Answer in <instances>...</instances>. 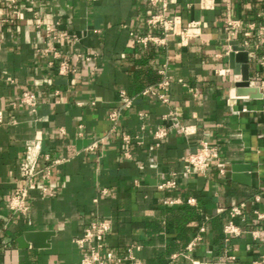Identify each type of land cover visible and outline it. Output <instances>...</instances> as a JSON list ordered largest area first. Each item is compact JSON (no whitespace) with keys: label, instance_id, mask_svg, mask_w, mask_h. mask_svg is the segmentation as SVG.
Instances as JSON below:
<instances>
[{"label":"crops","instance_id":"0c3cea01","mask_svg":"<svg viewBox=\"0 0 264 264\" xmlns=\"http://www.w3.org/2000/svg\"><path fill=\"white\" fill-rule=\"evenodd\" d=\"M156 10L148 0H0V264H79L75 239L102 220L111 224L104 252L126 263L129 248L142 264H251L264 256V243L251 235L264 229L254 213H264V46L256 38L264 0H170L168 14L183 25L199 22L200 37L143 46L138 35L160 33L146 26ZM231 19L240 22L236 40L261 98L234 87ZM47 25L78 42L54 40ZM164 77L167 103L141 93ZM25 91L35 95L34 111L21 102ZM161 126L167 135L157 143ZM31 142L39 144L40 172L21 214L9 200L24 185L19 165ZM202 142L218 158L206 173L186 172V156ZM168 180L175 186L159 188ZM240 203L245 232L229 243L236 248L229 261L223 228ZM30 230L52 231L50 247H19L16 239Z\"/></svg>","mask_w":264,"mask_h":264},{"label":"built area","instance_id":"2783aa9c","mask_svg":"<svg viewBox=\"0 0 264 264\" xmlns=\"http://www.w3.org/2000/svg\"><path fill=\"white\" fill-rule=\"evenodd\" d=\"M10 5H16L19 0H6ZM170 0H148V3L156 8V12L149 15L146 19V26L151 30H159L160 33H152L148 32L143 35H138L136 37L137 43L147 46L149 44H155L159 46H164L167 43V39L172 36H176L179 38L183 45L188 44L192 39L199 38L201 35V27L199 22H190L183 25L177 16H170L168 14ZM43 22L38 21L37 26H41ZM240 26V22L238 20H227L226 21V30L228 34V39L233 41L237 37V30ZM251 28H254V25H251ZM48 33L51 37L56 41H63L68 45H74L78 42V38L75 34H72L68 31L55 30L53 27L46 26ZM256 38L258 40V46H264V25H261L256 34ZM239 45L243 46L239 43ZM75 57L79 58L82 55L76 54ZM92 54H87L84 57L85 60H90ZM261 65H264V56L259 59ZM73 70V69H72ZM69 71V67L66 61H63L59 66V73L65 74ZM162 74H164V69L160 70ZM169 80L164 77L161 82H159L155 86L146 87L141 93L143 95L151 94L156 96L160 101L167 103L169 101L168 96L166 95V91L169 87ZM120 96L123 98V103L125 106H129L131 104V98L126 95L124 91L120 92ZM21 102L27 105L32 111L35 110L36 107V98L33 93L30 91H25L22 93ZM118 116L117 112H113L110 114V118L112 120H116ZM167 135V128L165 126H161L157 128L154 132V138L157 143L160 142ZM38 142H31L26 146L25 156L22 162L19 165V173L20 177L24 182V185L18 187L14 193L11 195L9 200V208L17 213L26 214L30 209L29 199H30V191L36 189L35 177L40 172L37 169L38 159L35 154L36 149H38ZM218 158V152L215 147L208 145L205 142H202L201 145L197 148V150L193 153H189L186 158V172L189 173H206L213 159ZM223 168L220 169V172L223 173ZM175 186V182L172 180L165 181L159 185V188L163 187H173ZM42 192L48 195H52L51 189L46 187H42ZM256 201H258V197H256ZM187 203H193V199H188ZM244 208L245 204L240 203L239 205H235L231 207L228 211V221L224 225L223 235L225 246L223 247V258L229 261H234L236 259V255L234 251L236 248L230 249L229 243L233 238L240 237L245 230L242 228L240 222L245 221L244 216ZM254 213L256 217L260 220L264 219V213L258 210H255ZM111 230V224L107 220L102 221H92L85 229L81 237L75 239L76 244L81 249V257L79 264H106L109 261H116V264H142L136 262L132 255V248L128 249V257L125 258L128 262H123L122 259H116L113 256V253L110 251L104 252V243L105 237ZM201 231L204 229L201 228ZM251 235L253 239L260 240L264 243V229L263 230H253L251 231ZM199 237L196 236L186 247L185 256L190 253L196 244V240ZM192 264H195L192 262ZM251 264H264V256L260 259H256L252 261Z\"/></svg>","mask_w":264,"mask_h":264},{"label":"water","instance_id":"95a60500","mask_svg":"<svg viewBox=\"0 0 264 264\" xmlns=\"http://www.w3.org/2000/svg\"><path fill=\"white\" fill-rule=\"evenodd\" d=\"M230 67L237 75L235 78L234 87L238 95L248 96L250 98H261L262 94L256 87H252L249 81V54L245 47L239 45L238 40L231 41V50L229 52ZM235 168V167H234ZM247 183V181H243ZM52 231H25L20 235L16 242L19 247L27 248H48L50 247V237Z\"/></svg>","mask_w":264,"mask_h":264}]
</instances>
